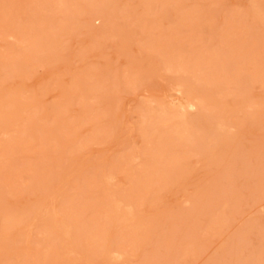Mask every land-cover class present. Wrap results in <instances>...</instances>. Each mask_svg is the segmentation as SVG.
I'll return each instance as SVG.
<instances>
[{"label":"rangeland","instance_id":"374dc122","mask_svg":"<svg viewBox=\"0 0 264 264\" xmlns=\"http://www.w3.org/2000/svg\"><path fill=\"white\" fill-rule=\"evenodd\" d=\"M0 264H264V0H0Z\"/></svg>","mask_w":264,"mask_h":264}]
</instances>
